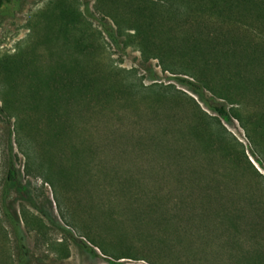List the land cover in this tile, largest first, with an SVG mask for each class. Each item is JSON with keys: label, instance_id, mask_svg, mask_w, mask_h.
<instances>
[{"label": "rangeland", "instance_id": "1", "mask_svg": "<svg viewBox=\"0 0 264 264\" xmlns=\"http://www.w3.org/2000/svg\"><path fill=\"white\" fill-rule=\"evenodd\" d=\"M0 264H264V0H0Z\"/></svg>", "mask_w": 264, "mask_h": 264}, {"label": "trees", "instance_id": "2", "mask_svg": "<svg viewBox=\"0 0 264 264\" xmlns=\"http://www.w3.org/2000/svg\"><path fill=\"white\" fill-rule=\"evenodd\" d=\"M205 7H208L207 10H206V13H209L208 15H211V16H213L214 13L216 14V12L218 11V9L216 8V7H218V6H216V1H214V4H210V5L205 6ZM56 9H57L56 14L59 15V13H60V15L62 17H64V18L67 17V20L70 17V21H71L70 27H71V29L69 30L68 33H66V35L69 36V39L72 38L70 36L71 32L74 30V28L72 29V27L77 25V17H78L75 9H72V8H60V6L56 7ZM54 17H55V14H54ZM215 17H217V16H215ZM106 31H108V30H106ZM108 36H109V38H111L112 42L115 45H118L121 42L118 37H113L112 34H109ZM79 37H80L79 39H76V43L77 44L79 42L81 43L82 35H80ZM179 82L181 84L188 85L191 88H193L194 90L200 91L203 94V91L200 88V86L197 84V82L194 81L195 83H192L191 81H187L186 79H180ZM29 105H27L26 109H24L25 112L22 113L24 116H26V118L23 119L24 118V116H23L22 120H21V123H25L24 135H29L31 137L32 135L36 134V131H37L36 117L39 116V115H38V113H36V115H34L35 111L32 109L33 107L31 108ZM211 111H214L222 120L231 121V118H230L228 112L226 111V109L222 105H219L218 107L217 106H215V107L211 106ZM20 116H22V115H20ZM40 129H41V127H40V122H39V132L43 134V132H41ZM42 149H43V142H42ZM10 178H11V175H10ZM119 259H124V258H119ZM119 259H117V260H119Z\"/></svg>", "mask_w": 264, "mask_h": 264}, {"label": "crops", "instance_id": "3", "mask_svg": "<svg viewBox=\"0 0 264 264\" xmlns=\"http://www.w3.org/2000/svg\"><path fill=\"white\" fill-rule=\"evenodd\" d=\"M36 123H37L36 134L32 135L31 137L29 135L27 137L25 136L26 139H28L29 141L27 143L29 147L27 148L26 152L23 153L25 154L26 157L25 159L28 165H31L34 169L36 167L38 171L39 154H41L42 142H43V134L39 132V116L36 117ZM30 216L34 217L35 215H30Z\"/></svg>", "mask_w": 264, "mask_h": 264}]
</instances>
